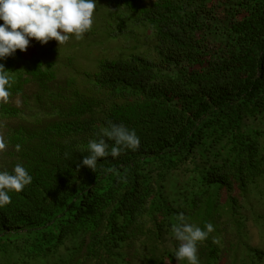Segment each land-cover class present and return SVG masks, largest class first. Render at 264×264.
<instances>
[{
    "label": "trees",
    "instance_id": "trees-1",
    "mask_svg": "<svg viewBox=\"0 0 264 264\" xmlns=\"http://www.w3.org/2000/svg\"><path fill=\"white\" fill-rule=\"evenodd\" d=\"M95 2L102 33L85 34L117 45L92 68L0 59L12 76L0 170L32 176L0 207V264H187L180 213L214 225L200 264H264L250 244L252 231L264 241V0ZM108 121L139 149L77 171Z\"/></svg>",
    "mask_w": 264,
    "mask_h": 264
},
{
    "label": "clouds",
    "instance_id": "clouds-1",
    "mask_svg": "<svg viewBox=\"0 0 264 264\" xmlns=\"http://www.w3.org/2000/svg\"><path fill=\"white\" fill-rule=\"evenodd\" d=\"M95 0H0V59L13 55L17 50L24 52L29 47L30 40L40 44H47L55 40L57 44H66L71 37L82 40L95 22ZM12 83L10 71H6L0 64V104H8L12 93L9 88ZM20 105V101H16ZM6 125L0 122V153L7 150L8 142L4 135ZM114 141L109 145L107 141ZM140 147V138L135 130L123 125L107 122L102 128L99 138L88 142V155L80 166L87 167L95 172L98 160L111 155L118 157L126 149L133 151ZM19 152L21 145L16 144ZM109 172L116 169L109 168ZM118 175V173H117ZM32 183V176L20 163H17L12 172L0 170V207L11 203L9 192L19 193L25 186ZM176 223L172 226L175 239L179 246L175 251L177 261H186L187 264H200L198 258V244L207 240L209 234L215 231L214 225L209 222L205 229L189 223L187 217L180 213L176 216Z\"/></svg>",
    "mask_w": 264,
    "mask_h": 264
},
{
    "label": "rangeland",
    "instance_id": "rangeland-1",
    "mask_svg": "<svg viewBox=\"0 0 264 264\" xmlns=\"http://www.w3.org/2000/svg\"><path fill=\"white\" fill-rule=\"evenodd\" d=\"M99 21H95L93 27L96 32L102 33ZM117 44L112 41H107L103 38H96V33L85 34L82 40H76L75 37H71L69 41L64 45H58L55 40H50L47 44H40L36 40H30L29 47L24 51L25 59L32 57H40L46 61L54 62L61 67L59 70L62 74L71 72L81 73V71L88 68H92L100 54L103 53L106 47L116 46ZM66 60H71L68 66ZM264 214V207L260 209ZM264 229V226H263ZM259 231H253L250 234V244L254 247L264 246V241L261 238Z\"/></svg>",
    "mask_w": 264,
    "mask_h": 264
}]
</instances>
